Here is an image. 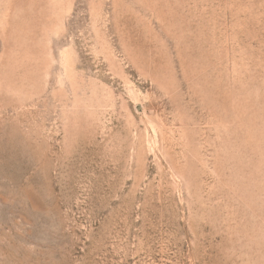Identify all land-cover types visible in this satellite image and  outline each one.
Listing matches in <instances>:
<instances>
[{
	"label": "rangeland",
	"instance_id": "1",
	"mask_svg": "<svg viewBox=\"0 0 264 264\" xmlns=\"http://www.w3.org/2000/svg\"><path fill=\"white\" fill-rule=\"evenodd\" d=\"M0 264H264V0H0Z\"/></svg>",
	"mask_w": 264,
	"mask_h": 264
}]
</instances>
